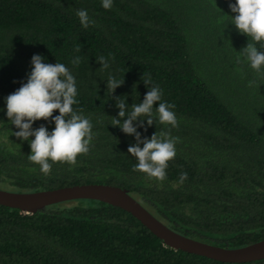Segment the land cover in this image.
I'll return each mask as SVG.
<instances>
[{
  "label": "trees",
  "instance_id": "16d2710c",
  "mask_svg": "<svg viewBox=\"0 0 264 264\" xmlns=\"http://www.w3.org/2000/svg\"><path fill=\"white\" fill-rule=\"evenodd\" d=\"M230 2L235 0H113L106 10L102 0H0V188L30 192L113 184L187 236L226 247L264 239V74L240 52L250 40L232 24ZM79 9L95 25L85 29ZM36 54L71 70L75 107L94 132L87 155L75 166L53 164L47 176L29 161L30 143L13 135L19 129L6 115L5 98L27 81ZM101 55L109 68L97 62ZM77 56L78 66L71 62ZM143 74L175 105L178 119L175 128L138 127L142 137L166 132L177 139L163 182L132 170L137 161L128 147L135 137L111 125L112 117L119 118L117 98L129 108L143 101L149 90ZM110 76L125 80L113 96L106 84ZM41 124L55 128L44 120L33 128ZM182 172L188 178L181 184ZM0 264H264V259L223 262L176 250L130 212L77 199L36 213L0 205Z\"/></svg>",
  "mask_w": 264,
  "mask_h": 264
},
{
  "label": "clouds",
  "instance_id": "9594fccd",
  "mask_svg": "<svg viewBox=\"0 0 264 264\" xmlns=\"http://www.w3.org/2000/svg\"><path fill=\"white\" fill-rule=\"evenodd\" d=\"M102 6L111 10L113 0H102ZM229 7L235 14L231 16L232 24L250 40L240 51L242 56L256 73L264 74V51L261 50L264 49V0H235V3H229ZM76 15L85 29L96 23L84 9L77 10ZM75 51L80 52V47L77 46ZM109 56L115 59L111 53ZM96 59L102 69L109 68L105 56ZM71 62L78 66L81 57L77 56ZM31 64L27 81L5 98L6 115L8 121L19 129L13 135L18 140L29 141V161L38 164L40 171L47 176L51 174L53 164L60 162L75 166L79 156L90 152L94 138L93 124L82 114V109L75 107L79 103L76 79L64 63H46L42 55L36 54ZM142 79L149 89L143 101L133 103L129 108L125 100L117 98L119 118L112 117L111 125L135 137V144L128 147V153L137 161L132 170L163 182L168 178L169 162L177 155V139L166 132H156L150 138L142 137L138 127L144 128L145 132L157 123L175 128L178 127V119L175 105L163 100L162 89L144 74ZM124 82V79L110 76L106 81L107 90H111L113 96ZM57 111L59 115H54ZM40 120L54 123L55 128L49 131L41 124L34 129L33 125ZM187 178V173L182 172L179 182L182 184Z\"/></svg>",
  "mask_w": 264,
  "mask_h": 264
},
{
  "label": "water",
  "instance_id": "95a60500",
  "mask_svg": "<svg viewBox=\"0 0 264 264\" xmlns=\"http://www.w3.org/2000/svg\"><path fill=\"white\" fill-rule=\"evenodd\" d=\"M77 199H95L118 206L135 216L165 245L223 262H250L264 259V239L241 247H226L182 234L154 215L127 188L105 183H84L37 191L0 188V205L36 213L45 207Z\"/></svg>",
  "mask_w": 264,
  "mask_h": 264
}]
</instances>
